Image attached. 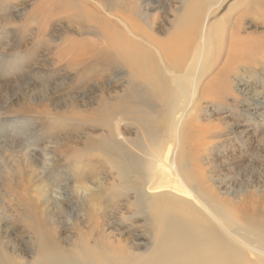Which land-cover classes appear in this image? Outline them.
<instances>
[{
	"label": "rangeland",
	"instance_id": "rangeland-1",
	"mask_svg": "<svg viewBox=\"0 0 264 264\" xmlns=\"http://www.w3.org/2000/svg\"><path fill=\"white\" fill-rule=\"evenodd\" d=\"M96 1L101 7L89 0H0V250L22 262L38 247L21 205L27 197L36 200L39 217L61 248L78 245L82 232L88 241L104 235L115 252L132 248L141 254L151 247L146 216L118 195L121 182L97 153L100 141L110 137L98 121L111 115L126 118L119 124L126 143H117L115 160L133 168L130 177H150L155 153L163 151L169 160L178 152V125L188 149L183 163L194 167L199 179L227 192L236 205L245 191L264 188V54L243 57L229 73L221 71L234 62L228 47L235 30L239 38L257 41L254 53L264 48V10L249 11L253 0H209L187 26L180 24L184 0ZM217 21L223 27L216 32ZM80 37L92 41L84 45L91 53L67 63L73 51L68 42ZM127 51L124 62L109 59L108 54ZM253 56L258 66L246 67L243 61L255 62L247 59ZM148 69L170 90L184 86L193 102L166 113L173 96L158 100L157 86L135 80V70ZM134 113L145 115L144 125L159 127L157 133L140 125ZM202 136L209 143L205 149ZM54 207L65 208L63 216ZM254 259L249 262L264 264Z\"/></svg>",
	"mask_w": 264,
	"mask_h": 264
},
{
	"label": "bare ground",
	"instance_id": "bare-ground-1",
	"mask_svg": "<svg viewBox=\"0 0 264 264\" xmlns=\"http://www.w3.org/2000/svg\"><path fill=\"white\" fill-rule=\"evenodd\" d=\"M89 1L90 3L92 2L101 7L100 2H97L96 0ZM208 1L209 0H184L182 14L180 16V24L190 26L192 21L198 15L196 14L197 10L203 3ZM47 2L45 1V3ZM253 2L254 0L248 6L249 11L254 8L255 11L259 9L264 10L261 6L262 0H259L256 5H254ZM43 8L45 7H42V9ZM83 15L85 17V14ZM87 17L89 18L88 15ZM215 26L216 32L223 27L222 22L220 21H217ZM207 31H209V28L206 29L205 33H207ZM137 32L138 30H135V33ZM115 33L116 32L113 31L112 36ZM234 35H236V37H233V41L229 43L228 47V52H230V56L234 62L231 65L223 66V69L221 70L222 72L229 73V71L233 69V66L238 63V59L256 53L264 54V48L258 49L255 53L253 52L257 49L254 47L257 42L256 40L239 38L237 30L234 31ZM104 36L107 37L105 39H110L108 34H104ZM217 36L218 39H220L221 31H219V35L217 34ZM81 38L82 37L68 42V44H71L70 47L73 48V51L70 54L67 51L70 57L67 58V63L70 62V64H74L86 57L85 55L87 53H91V50L89 48L86 49L84 45L90 46L92 41ZM92 44H96V42ZM217 45H219V42ZM129 53L130 51L122 54L108 55L112 56L109 57L111 60L114 58V61L117 59L119 62H124L129 59ZM72 54H76L77 56L72 57ZM58 59L63 62L62 58ZM247 59L255 60V62L243 61L246 67L255 68L258 66L255 56ZM143 72L135 70V72H133L135 80H139L141 83L148 84L149 86H157L159 93L158 100L168 102L169 98L167 99V95L169 94L173 96V105L170 106V104L167 103L166 106L165 104L167 110L166 113L173 115L177 110L182 108L185 109L193 102V95H188L187 89L184 86L179 85L170 90V88H167L160 83L153 69H148L147 73ZM27 107L29 108V106ZM141 115L142 114H133V116L137 118L139 124L144 125L143 123H145V120L143 117L145 118V115L143 117ZM113 117L114 115H111L110 118L106 117L104 120L100 122L98 121L100 126H106L110 129L108 131L110 134L108 141L110 140V143L108 141L106 142V140L105 142L100 141L97 153L106 158L115 170L116 176L121 182L118 195L126 197L127 202L132 206V210L135 209L137 213L141 210L139 214L143 215L144 213L146 216H144L145 219L143 221V226H146L149 230L153 231V242L151 247L149 249L147 248L141 254L135 253L136 251L134 252L132 248L127 249L125 252H115L105 245L104 235H98L100 238L95 237L92 241H88V238L85 237V232H82V234L77 237L78 245H74V243L70 245V248L68 249L61 248V245L55 237L54 230L48 226L45 227L42 218L39 217V213L37 212V209L39 208H37L36 200L32 197H27L22 200L21 205L24 207V214H27L25 215L26 226L38 246L36 247V254H33V258L27 263L26 261H19L20 258L17 259L12 257L13 255H9L10 253L8 252V254L3 253L4 250L3 252L0 250V264H251L253 257L255 258V261L260 259L264 260V188L263 190H258L259 188L257 189V187L259 186L257 185L255 190L245 191L246 196L244 200L241 204L236 205L227 198V192L220 193L215 186L208 184V181L205 179H199L194 167L191 168V166H185L183 163V156H186V150L188 152V149L180 141L181 127L178 125L175 129V136L178 137L176 140L178 141L176 142V146L178 143V148H176L178 149L179 154L176 150L173 155L171 154L170 159L167 160L163 151L159 154L155 153L153 156L154 162L149 167L152 171L150 177L145 180H142V177H130L131 175H129L128 172H133V168L126 167L128 168V171L124 168L125 166L122 165L121 160L120 162L118 159L115 160V158H118L115 151H118L121 147H119L117 143H121L123 140V137L120 134L119 124L126 118L122 116L116 118ZM144 128H152L154 135L157 133V129H159V127H149L148 124L144 125ZM206 129H209V126ZM208 131L211 132V130ZM206 138H208V135ZM206 138L205 136H202V141L200 142L201 147L204 149L209 145V143H207L208 141L203 143ZM154 140L153 136L151 141L153 142ZM123 141L126 143V139ZM153 145L156 147L154 143ZM122 148L124 149V147ZM118 154L120 153L118 152ZM130 157L132 156L130 155ZM131 191L135 193V195L133 194L135 196L133 202L129 201L131 198L128 196ZM55 200H53V202ZM46 203L49 202L47 201ZM54 208L59 216H63L65 208ZM54 208L51 209L54 210ZM54 214L50 213L52 217L56 216H53ZM59 216L56 217L59 218ZM51 219L52 218H50V221ZM95 223L97 224L94 220L92 222L94 227L96 226ZM92 230L90 228V231ZM76 235H78V233Z\"/></svg>",
	"mask_w": 264,
	"mask_h": 264
}]
</instances>
